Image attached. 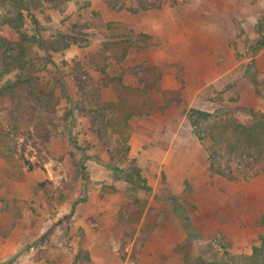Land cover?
Here are the masks:
<instances>
[{"label": "rangeland", "instance_id": "374dc122", "mask_svg": "<svg viewBox=\"0 0 264 264\" xmlns=\"http://www.w3.org/2000/svg\"><path fill=\"white\" fill-rule=\"evenodd\" d=\"M91 1L87 10L71 3L64 13L45 5L33 11L39 25L28 18L25 29L49 40L100 20L93 15L100 12L153 37L149 48L108 67L147 108L131 121L130 158L152 191L135 192L115 172L128 166L111 157L116 144L109 152L77 110L103 76L89 57L106 35L85 30L86 41L52 53L60 70L49 65L55 73H41L60 99L48 141L33 129L16 131L10 111H0V264H187L179 252L185 246L191 264L212 252L251 255L264 236V173L212 178L207 147L185 111L226 107L242 122L264 113V0H138L145 6L138 14L129 11L132 0L115 9ZM2 33L18 38L10 27ZM115 91L102 88V99L114 100Z\"/></svg>", "mask_w": 264, "mask_h": 264}, {"label": "trees", "instance_id": "16d2710c", "mask_svg": "<svg viewBox=\"0 0 264 264\" xmlns=\"http://www.w3.org/2000/svg\"><path fill=\"white\" fill-rule=\"evenodd\" d=\"M131 1V0H130ZM129 11L138 14L145 10V6L138 0ZM104 5L115 9L125 3V0H102ZM71 3L78 11L92 7L91 0H0V111H10V124L16 131L33 129L36 135L46 142L53 135L48 127L55 123L58 117L60 99L57 98L55 88L45 82L41 73L50 74L60 70L54 61L52 53H59L69 49L72 45H79L86 41L85 30H96L106 35L103 47L99 53L90 54L89 62L103 76L95 84V94L92 98H82L77 102V110L82 116L88 117L92 129L108 150L116 144V164L127 163L128 166L116 173L121 174L124 181L135 192H151L152 187L148 179L143 176L136 159L130 158V139L132 136L131 121L135 117L147 114V108L135 103L132 91L123 85V78L111 77L108 67L112 60L122 64L132 50L149 48L153 37L143 32H136L122 22L105 21L100 12H93L98 20L81 24L75 23L68 31H56L51 39L43 40L37 35H31L26 29L28 18L34 25L39 20L34 10L51 7L55 11L64 13ZM95 21V20H94ZM10 27L18 38L13 40L3 35L2 30ZM109 32V34L107 33ZM258 49L264 47V41H258ZM49 65L57 70L49 69ZM113 87L116 91L114 100L102 99L101 89ZM84 89V87H83ZM46 99V100H45ZM43 102L38 106L33 102ZM32 102V103H31ZM185 115L193 128L196 138L207 147L209 172L212 178L224 177L229 181L250 180L264 173V113L253 111L251 120L240 121L228 108H220L215 112H208L197 108L185 111ZM2 127V123L0 122ZM2 134L0 133V136ZM4 139L8 140L9 136ZM29 169L34 164L27 160ZM115 164V165H116ZM172 204L178 197L169 198ZM260 244L253 248L251 255L232 256L228 252H212L211 259L203 255L194 258V264H264V236ZM186 247V246H185ZM181 247L179 252L186 257V263L193 259L190 249Z\"/></svg>", "mask_w": 264, "mask_h": 264}]
</instances>
